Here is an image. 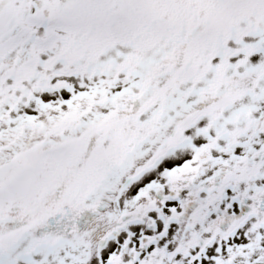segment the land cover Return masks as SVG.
Instances as JSON below:
<instances>
[{
	"label": "snow or ice",
	"instance_id": "1",
	"mask_svg": "<svg viewBox=\"0 0 264 264\" xmlns=\"http://www.w3.org/2000/svg\"><path fill=\"white\" fill-rule=\"evenodd\" d=\"M0 264H264V0H0Z\"/></svg>",
	"mask_w": 264,
	"mask_h": 264
}]
</instances>
